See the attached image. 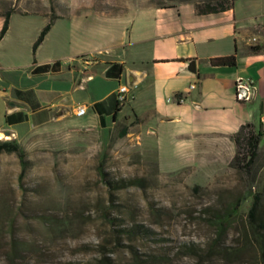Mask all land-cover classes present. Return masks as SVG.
<instances>
[{
	"label": "rangeland",
	"instance_id": "obj_1",
	"mask_svg": "<svg viewBox=\"0 0 264 264\" xmlns=\"http://www.w3.org/2000/svg\"><path fill=\"white\" fill-rule=\"evenodd\" d=\"M160 1L178 3L0 0V28L6 9L15 10L0 40L2 98L18 94L16 80L32 62L74 68L86 48L80 34L107 28L100 15ZM70 95L72 106L80 102L79 92ZM4 106L0 131L14 132L25 169L20 175L15 154H0V264H264V228L247 215L259 194L264 222V146L247 169L231 158L161 173L151 143L79 129L88 113L42 126L43 114L6 116Z\"/></svg>",
	"mask_w": 264,
	"mask_h": 264
},
{
	"label": "crops",
	"instance_id": "obj_2",
	"mask_svg": "<svg viewBox=\"0 0 264 264\" xmlns=\"http://www.w3.org/2000/svg\"><path fill=\"white\" fill-rule=\"evenodd\" d=\"M99 18L107 28L80 34L86 48L74 68L63 71L32 62L16 80L23 85L18 94L5 100L0 93V102L23 106L12 111L4 107V115L43 114V126L64 122L83 105L88 120L79 129L94 131L101 139L115 131L151 143L161 173L227 163L235 152L231 137L241 126L264 131V48L247 50L264 43V0H234L230 9L207 15L180 3L130 6L122 14ZM229 56L234 57L232 67L209 63ZM188 61L195 63L193 73L186 70ZM130 70L138 80L116 107L117 88L126 85ZM62 74L64 78L49 83ZM241 82L251 84L247 101L235 99ZM72 92H79L74 106ZM60 110L65 113L55 118ZM134 122L137 128L129 130Z\"/></svg>",
	"mask_w": 264,
	"mask_h": 264
},
{
	"label": "trees",
	"instance_id": "obj_3",
	"mask_svg": "<svg viewBox=\"0 0 264 264\" xmlns=\"http://www.w3.org/2000/svg\"><path fill=\"white\" fill-rule=\"evenodd\" d=\"M169 2L178 1L177 4H192L196 13L198 15H207L222 12L231 8L232 3L234 0H168ZM171 5V4H170ZM170 5H165L163 3H150L144 4L142 6H154V7H168ZM15 10L8 8L3 14V23L0 28V40L4 36L7 25L9 15L14 13ZM49 30V24H46L38 33L34 43L32 44V53L36 50V48L40 45L43 41L45 35ZM264 34V29H263ZM264 48V43L261 47H249L247 50L249 53H256L260 49ZM211 66L215 67H232L234 66V57H223V58H215L209 60ZM176 97V96H175ZM121 104V102L116 101V107ZM264 135V131L260 129H254L253 126L249 124H245L239 128V130L231 137V141L234 144L235 152L232 157V162L235 167L247 169L253 162L254 158L256 157L258 147H259V139ZM123 137L124 134L119 135ZM15 154L20 167H21V174L24 172L25 169V161H24V152L20 148L19 144L15 141V139L9 141H0V154ZM107 185H111L112 182L109 180L105 181ZM120 188V187H118ZM258 203H259V194H254L252 196L251 204L248 208L247 215L249 219L255 223L257 228H264V222L258 219ZM234 208L232 209V211ZM262 225V226H261Z\"/></svg>",
	"mask_w": 264,
	"mask_h": 264
},
{
	"label": "built area",
	"instance_id": "obj_4",
	"mask_svg": "<svg viewBox=\"0 0 264 264\" xmlns=\"http://www.w3.org/2000/svg\"><path fill=\"white\" fill-rule=\"evenodd\" d=\"M252 43L255 42L254 39L251 41ZM251 84L250 82L239 83L235 86V99L237 101H247L249 99V92H250ZM128 92V87L126 85L118 86L116 91V101L123 103L125 101V95ZM181 99L177 98L176 102H180ZM85 114V107L83 105L77 106L74 109V115L80 117ZM261 125L264 127V116L260 119Z\"/></svg>",
	"mask_w": 264,
	"mask_h": 264
},
{
	"label": "water",
	"instance_id": "obj_5",
	"mask_svg": "<svg viewBox=\"0 0 264 264\" xmlns=\"http://www.w3.org/2000/svg\"><path fill=\"white\" fill-rule=\"evenodd\" d=\"M194 61H188L186 63V70L189 73H193V68H194ZM138 80V75L135 74L133 71H128L126 75V86L128 88H132ZM4 107L7 111H12L15 109H22L23 106L20 105L19 103L11 102V101H4ZM65 113L64 110H60L57 115H55V118L61 117ZM14 135L12 132L9 131H0V141H9L14 139Z\"/></svg>",
	"mask_w": 264,
	"mask_h": 264
}]
</instances>
